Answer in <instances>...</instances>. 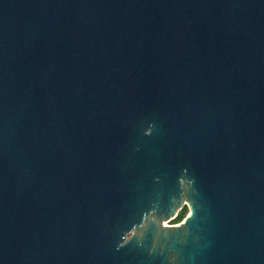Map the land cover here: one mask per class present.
Here are the masks:
<instances>
[{"label": "water", "instance_id": "95a60500", "mask_svg": "<svg viewBox=\"0 0 264 264\" xmlns=\"http://www.w3.org/2000/svg\"><path fill=\"white\" fill-rule=\"evenodd\" d=\"M0 264H264V0H0Z\"/></svg>", "mask_w": 264, "mask_h": 264}, {"label": "trees", "instance_id": "16d2710c", "mask_svg": "<svg viewBox=\"0 0 264 264\" xmlns=\"http://www.w3.org/2000/svg\"><path fill=\"white\" fill-rule=\"evenodd\" d=\"M187 211L188 210H187L186 207L182 208L178 212V214L172 219V222H170V223H172V224L179 223L184 218V216L186 215Z\"/></svg>", "mask_w": 264, "mask_h": 264}, {"label": "flooded vegetation", "instance_id": "af4514ba", "mask_svg": "<svg viewBox=\"0 0 264 264\" xmlns=\"http://www.w3.org/2000/svg\"><path fill=\"white\" fill-rule=\"evenodd\" d=\"M184 207H186V208H187V206H186V205H183V207H182V208H184ZM182 208H181V209H182ZM181 209H180V210H181ZM187 210H188V208H187ZM169 224H172V223H169Z\"/></svg>", "mask_w": 264, "mask_h": 264}, {"label": "clouds", "instance_id": "9594fccd", "mask_svg": "<svg viewBox=\"0 0 264 264\" xmlns=\"http://www.w3.org/2000/svg\"><path fill=\"white\" fill-rule=\"evenodd\" d=\"M189 215L191 214V213H188ZM183 221H181V223H182Z\"/></svg>", "mask_w": 264, "mask_h": 264}, {"label": "rangeland", "instance_id": "374dc122", "mask_svg": "<svg viewBox=\"0 0 264 264\" xmlns=\"http://www.w3.org/2000/svg\"><path fill=\"white\" fill-rule=\"evenodd\" d=\"M186 214H187V213H186ZM181 221H182V220H181ZM181 221H180V222H181ZM171 222H172V220H171Z\"/></svg>", "mask_w": 264, "mask_h": 264}]
</instances>
